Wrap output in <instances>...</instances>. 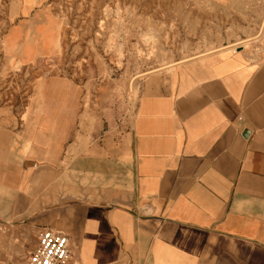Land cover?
I'll list each match as a JSON object with an SVG mask.
<instances>
[{
    "label": "crops",
    "instance_id": "crops-1",
    "mask_svg": "<svg viewBox=\"0 0 264 264\" xmlns=\"http://www.w3.org/2000/svg\"><path fill=\"white\" fill-rule=\"evenodd\" d=\"M248 40L148 71L121 110L85 77H38L0 124L25 254L48 225L62 264H264V34Z\"/></svg>",
    "mask_w": 264,
    "mask_h": 264
},
{
    "label": "rangeland",
    "instance_id": "rangeland-1",
    "mask_svg": "<svg viewBox=\"0 0 264 264\" xmlns=\"http://www.w3.org/2000/svg\"><path fill=\"white\" fill-rule=\"evenodd\" d=\"M263 15L264 0H0V124L47 74L85 77L118 110L134 106L148 71L252 39ZM16 193L0 178V264L20 260L35 233L13 211Z\"/></svg>",
    "mask_w": 264,
    "mask_h": 264
},
{
    "label": "built area",
    "instance_id": "built-area-1",
    "mask_svg": "<svg viewBox=\"0 0 264 264\" xmlns=\"http://www.w3.org/2000/svg\"><path fill=\"white\" fill-rule=\"evenodd\" d=\"M257 33L264 34V15ZM70 255V242L66 232L46 225L38 230L35 246L14 264H62Z\"/></svg>",
    "mask_w": 264,
    "mask_h": 264
},
{
    "label": "bare ground",
    "instance_id": "bare-ground-1",
    "mask_svg": "<svg viewBox=\"0 0 264 264\" xmlns=\"http://www.w3.org/2000/svg\"><path fill=\"white\" fill-rule=\"evenodd\" d=\"M248 41H249V40H247V41H246V40H244V41L242 40V42H239V43H236V44L232 45L233 47H232L231 45H230L229 47H230L231 49H233L234 47H238V46H242V45L246 44ZM172 66H173V65H171V66H169V67H172Z\"/></svg>",
    "mask_w": 264,
    "mask_h": 264
}]
</instances>
